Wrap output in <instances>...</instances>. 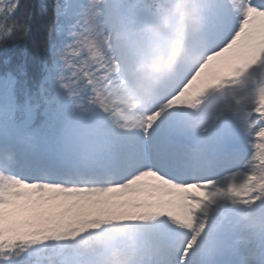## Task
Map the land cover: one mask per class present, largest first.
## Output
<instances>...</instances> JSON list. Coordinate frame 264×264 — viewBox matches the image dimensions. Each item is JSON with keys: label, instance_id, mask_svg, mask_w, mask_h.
I'll return each instance as SVG.
<instances>
[{"label": "snow or ice", "instance_id": "obj_1", "mask_svg": "<svg viewBox=\"0 0 264 264\" xmlns=\"http://www.w3.org/2000/svg\"><path fill=\"white\" fill-rule=\"evenodd\" d=\"M174 3L54 0L37 90L0 78V264H264V0H196L190 56L143 99ZM35 23L0 0V45Z\"/></svg>", "mask_w": 264, "mask_h": 264}, {"label": "clouds", "instance_id": "obj_2", "mask_svg": "<svg viewBox=\"0 0 264 264\" xmlns=\"http://www.w3.org/2000/svg\"><path fill=\"white\" fill-rule=\"evenodd\" d=\"M196 0H175L174 5L164 17L163 23L156 28V35L166 39L167 47L158 49L148 58L143 57L132 73L134 84L132 91L143 99L153 98L156 90L176 72L177 66L190 56L188 36L202 28L196 10L189 12V7Z\"/></svg>", "mask_w": 264, "mask_h": 264}, {"label": "trees", "instance_id": "obj_3", "mask_svg": "<svg viewBox=\"0 0 264 264\" xmlns=\"http://www.w3.org/2000/svg\"><path fill=\"white\" fill-rule=\"evenodd\" d=\"M54 0H21L31 8L34 13L36 23L34 24L33 39L27 43L24 41H8L0 45V74L5 76L11 72L22 81H27L28 86L35 92L37 85L44 75V64L50 61V57L45 49L47 38L44 25L49 23L48 17L52 15V5ZM46 7V16H41L40 5ZM21 21L23 17H18ZM23 68L25 75H20L18 69Z\"/></svg>", "mask_w": 264, "mask_h": 264}]
</instances>
